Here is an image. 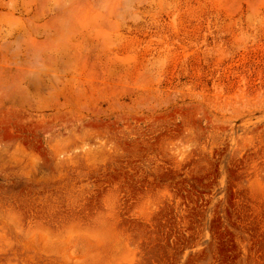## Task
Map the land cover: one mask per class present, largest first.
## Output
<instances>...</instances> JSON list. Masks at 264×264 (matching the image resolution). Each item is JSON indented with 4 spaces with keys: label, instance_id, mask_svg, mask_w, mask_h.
Here are the masks:
<instances>
[{
    "label": "rangeland",
    "instance_id": "obj_1",
    "mask_svg": "<svg viewBox=\"0 0 264 264\" xmlns=\"http://www.w3.org/2000/svg\"><path fill=\"white\" fill-rule=\"evenodd\" d=\"M0 264H264V0H0Z\"/></svg>",
    "mask_w": 264,
    "mask_h": 264
}]
</instances>
